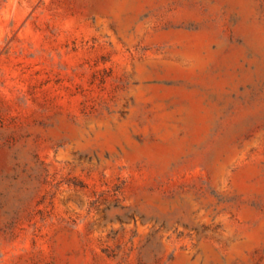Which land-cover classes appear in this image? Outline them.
I'll list each match as a JSON object with an SVG mask.
<instances>
[{
  "label": "rangeland",
  "instance_id": "rangeland-1",
  "mask_svg": "<svg viewBox=\"0 0 264 264\" xmlns=\"http://www.w3.org/2000/svg\"><path fill=\"white\" fill-rule=\"evenodd\" d=\"M0 264H264V0H0Z\"/></svg>",
  "mask_w": 264,
  "mask_h": 264
}]
</instances>
